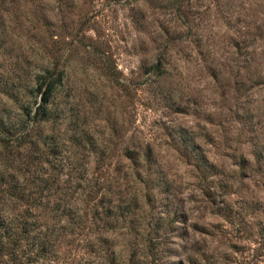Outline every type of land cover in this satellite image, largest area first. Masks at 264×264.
Listing matches in <instances>:
<instances>
[{"label": "rangeland", "instance_id": "obj_1", "mask_svg": "<svg viewBox=\"0 0 264 264\" xmlns=\"http://www.w3.org/2000/svg\"><path fill=\"white\" fill-rule=\"evenodd\" d=\"M43 69L59 116L39 127L63 152L53 167L36 148L26 166L28 143L0 142V169L30 180L50 225L67 222L45 212L61 197L101 188L79 202L89 232L67 231L50 259L28 260L25 240L0 264H264V0H0L4 119L35 107ZM93 144L108 147L99 160ZM103 191L138 205L100 236L89 206Z\"/></svg>", "mask_w": 264, "mask_h": 264}, {"label": "trees", "instance_id": "obj_2", "mask_svg": "<svg viewBox=\"0 0 264 264\" xmlns=\"http://www.w3.org/2000/svg\"><path fill=\"white\" fill-rule=\"evenodd\" d=\"M49 75L50 72L45 69H43L41 74L37 75L35 89L39 93L40 98L36 102L34 108H29L27 112H22L24 115L23 118L19 119L18 122H11V120L4 119L3 115H0V142L4 146L7 144L3 142H7L17 147L23 143H28L29 151L27 150L25 152L26 161L22 162H25L24 165L26 166L31 165L34 158L40 157L34 156L31 160V156L33 155L32 152L36 150V148L39 149V147H41L42 150L39 151L42 155H45L46 161L53 167H55L54 165L56 164V162L53 161L59 156V153L63 152L64 141L56 139L53 132H44L43 129L39 127L47 121L54 123L53 121L59 116L58 107L54 105V102L49 100V95L55 89L57 80L48 79L50 77ZM22 109L25 108L22 107ZM35 126L39 128L34 130ZM179 131L182 133L181 137L185 141V146L183 147L184 153L189 154L190 139L185 137V129L180 128ZM82 136L83 135H78L77 137L70 136L68 139L70 141L72 139L73 142L76 140V143H80ZM42 146H44V148H42ZM93 147L94 151L98 153V155H96L98 160L101 156H104L108 148L106 146H98L97 144H93ZM258 153L260 154L262 152L258 151ZM123 154L135 161L137 150L127 146L124 147ZM50 155L53 156L54 160L48 158ZM145 155L148 159L150 158V149L147 148L145 150ZM26 157L29 159L27 160ZM10 160L12 161L13 158H10ZM63 164H65V162H62L60 166L62 167ZM15 169H20V167L18 166ZM79 170L83 171V168ZM28 181L30 182L29 179L20 181L17 176L13 175V172L0 169V211L2 210L4 212L3 215H0V257H14L17 250L22 249L21 243L26 240L25 244L28 247V251H26L28 260L30 259V261H32L36 259V257L41 256L50 259L54 251V245L58 240H64L67 231L82 234L83 232L81 233L80 231L87 228V232H89L88 229L92 226H87L81 222L82 212L80 209H82V207L79 205V202L82 203V201H85V205H87L88 200L85 196L88 195V199L96 198L98 190H100L101 187L97 186V182H93L92 188L88 189L85 193V199L80 198L72 202V200H70L71 196H68L67 198L61 197L66 200L65 202H61L59 199L56 201L57 204L53 203L49 207L48 204H45V206L48 207V210L45 212L50 215L49 218L53 219L55 217L58 221L63 216L68 218L66 223L57 226L56 224L50 225L46 220H38L37 213H35V211L32 212L31 207L35 205V196L27 191L26 182ZM44 181L45 183L48 182V180ZM38 183L40 184L41 180ZM80 183L81 180L79 179L78 185ZM100 195L97 204H95V206L90 204L89 208L90 213H92V218L99 215V219L103 220V224L99 228L101 231L99 235L102 236L103 231L105 232L109 229H113L116 221L120 217H125L127 213L133 211V209L137 207L138 197L136 194H131L127 196L124 201L120 198L119 200H114L110 194L109 197L106 196L107 191H103ZM20 202L23 204L26 203V205L23 206L20 211H15V205ZM85 209H87V206ZM99 211L101 214H98ZM74 215L78 217L77 220H72ZM171 220H175V218L171 217ZM73 223H75V225ZM70 224L71 227L69 228ZM167 225L169 224L164 220L155 222L154 226L149 231L151 235L147 238L148 242L156 235V231L167 229Z\"/></svg>", "mask_w": 264, "mask_h": 264}]
</instances>
